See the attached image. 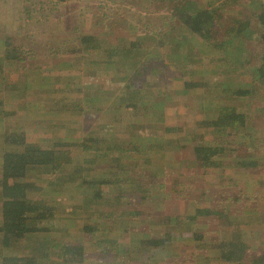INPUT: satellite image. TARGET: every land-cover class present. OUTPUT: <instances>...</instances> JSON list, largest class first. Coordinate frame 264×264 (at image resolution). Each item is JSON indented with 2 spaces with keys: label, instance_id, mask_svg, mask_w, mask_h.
Instances as JSON below:
<instances>
[{
  "label": "rangeland",
  "instance_id": "obj_1",
  "mask_svg": "<svg viewBox=\"0 0 264 264\" xmlns=\"http://www.w3.org/2000/svg\"><path fill=\"white\" fill-rule=\"evenodd\" d=\"M20 1L22 2V0ZM37 1L23 0V6H27L29 12L34 11ZM46 1L48 2L47 5H50L49 2L53 3V0ZM224 1L209 0L213 5ZM242 1L247 3L250 1L251 6L248 5V8L251 7L252 10L264 4V0ZM253 1L255 2L253 3ZM83 2L85 13H89L91 16L92 24L93 15L90 12H95L102 20H105L103 16H107L106 22L111 26H103L107 29L102 32V40L109 44L111 50L115 44L113 42L128 43L132 42L128 41L129 38H133L135 43L125 45L130 49L127 52L129 57L121 65H117L116 57L113 56L115 57L113 64L120 72L115 74L116 78L120 80L118 88H125L122 95L125 99L120 101L121 105L117 111L126 105L128 101H130V105L134 106L133 110L117 114L113 119L111 117L109 119L107 115L102 116L104 121L109 119L110 124L112 121L115 122L117 132L115 134L114 131L106 129L98 133L95 132V135L103 136V138L110 137L111 139L116 137V142H127L120 144L122 151L127 149L135 157V160L139 161L136 162L139 171L149 169V180L146 179L143 184V188L148 186L146 191H141L136 185L131 190L133 197L135 195L137 200L135 208L133 206L132 208L134 210L140 208L143 213L137 214L134 211L136 214L131 215L128 220L123 216L119 225L118 221L114 223L113 217L106 214L108 206L93 205L90 209L87 206L83 215L76 217L77 226L69 227L66 225L61 227L59 222L67 223V218L71 220L74 217L69 213L71 210H68L67 200L64 201V192L66 196L77 198L75 189L71 187L69 180L61 176L49 177L45 179L49 181L44 183L41 175L34 174L31 180L35 182L37 189L30 192V197L43 200L42 203L45 206L56 208V212L52 220L43 224L49 228L47 232L39 233V235L37 233L25 235L21 238L22 243L25 245L30 244L29 246L32 247L33 252L37 247H40L41 251L44 249V256H48L49 261L46 259L40 260L39 264H60L59 249L52 250L51 246L48 245L52 241L80 245L85 251L83 254L84 261L79 264H234V262L227 263L217 260V253H214V251L209 252L204 247L210 248L211 244L221 243L224 235L221 234V239L217 241V220L195 216V210L198 208H217L222 212L227 211L235 219L237 217L241 219V223L246 226V231H242L243 236L252 241L250 244L252 253H257L254 249L264 252V231H262L264 228V89L260 91L261 93L237 97L232 94H224L221 91L222 87H214L212 75L213 72L216 74L220 68L226 69L228 67V70L221 74L222 80L227 82V88L235 89L238 87L243 76H237L234 72H229V61L235 60L233 55L228 54L227 51L213 48L210 40L200 35L188 33L184 29H181L179 33L177 29L172 32L165 26L163 28L164 45H158L160 40L153 31H157V28L162 26V21H164L161 16L168 6L165 0H83ZM52 3L50 6H52ZM192 7L193 0H186L184 8ZM230 8H235V6L226 3V12ZM21 12H24V8ZM151 28L153 31L150 30ZM246 33L247 36L251 35V31ZM75 37L77 38V36ZM104 38H107V40ZM249 42L252 43L247 45V48L251 53L252 63H254V57L258 56L261 45H258L256 40L252 38ZM3 53L6 54L8 51ZM238 55H240V52H238ZM243 55L245 56L244 53ZM221 58H226V60L221 61ZM215 64L218 66L217 68L210 67ZM4 68L5 72L3 74L11 75L12 69L10 67ZM83 68L91 69L92 66L84 64ZM185 69L193 70L192 78L207 86L189 90L183 88L184 74L190 75ZM196 70H201L203 73L196 75ZM209 70L213 72H208ZM59 88V83H52L51 89L56 90ZM118 88L117 93H120ZM62 95L60 101L51 102V109L61 107L59 103L65 101V93ZM3 98L2 100H4ZM11 105L10 100H5L4 103L0 104L6 110V114L0 115V142L9 130L18 128L26 135L27 140L35 141L33 143L38 142L39 145L55 148V150L62 152L56 155L57 162L66 161L65 155L72 156V161H70L72 165L77 164V162H73L74 160L86 158L87 152L82 146H77L80 141L79 139L77 141L76 137L81 136L77 132H73L75 138L73 134L66 137L65 130L59 124H54L52 125L51 134L46 135L50 138L46 141L52 145H46L45 140V142L40 141L42 133L36 132L33 136L35 138L30 136L27 121L23 119L24 117L13 114L12 111L15 109L10 111ZM215 106L219 108L233 107L238 112L247 115L246 130L244 128H223L215 131L211 128H205L200 131L201 137L197 135L195 133L197 120L214 116L216 114ZM96 107L100 110L107 109L105 106L100 105L85 108L94 110ZM46 110L49 109L46 108ZM57 115L54 112L49 114L53 120L58 119ZM165 128H171L172 133L175 129L180 128L182 141L191 136L199 137L200 141L205 143L225 141L224 145L228 146L231 152L225 159L216 158L217 164L211 168L198 165L200 161L198 162L195 159L191 147L183 149L176 144L177 147L168 148L169 143H167L165 144L166 150L158 152L156 147L159 144L156 138L163 136L168 140L173 137V134L164 132ZM3 129H5V134ZM88 130L92 132V129L88 128ZM193 133L196 135H193ZM251 136L255 139H251ZM83 137H86L84 139L86 144V140L92 138L89 132L85 133ZM147 138H149V148L146 147L145 150L139 148V144ZM251 140L255 144H248ZM41 142L46 144H41ZM66 144H70V146H66ZM136 145L139 147H136ZM19 147L13 145L4 150H18ZM87 148L91 150L90 147ZM1 152H3V149L0 147ZM101 152L99 151V153ZM89 153L94 154L97 159L96 152L90 151ZM239 154L243 156L242 159L247 158L246 155H251L260 163L259 166L252 170H243L237 166H226V164H235L236 161L240 160L241 158L236 159ZM97 161L91 165L102 163L100 160ZM114 162L116 166L119 165L116 161H112V164ZM94 173L97 176L99 175L97 170ZM135 178L137 183L142 180L140 175L139 178L138 176ZM40 185L43 187V191L39 190L38 186ZM80 188H82V185H80ZM58 190H63L62 197L64 198H60L55 194V191ZM139 191L142 194L138 201ZM102 192L103 195L100 198L113 197V193L106 187H103ZM147 202H149L150 237L163 238L170 235L162 248L158 247L154 251L150 249L149 256L135 253L136 248L145 249L144 243L146 241L141 236L136 239L131 236L128 238L129 240L132 239L130 241L120 237L125 226H128L127 229H135L136 226L145 225L143 220L147 218L142 216L148 211ZM87 203H90V201H87ZM91 204H93V201ZM94 210L97 211L98 217L94 218L92 212ZM71 213L74 214L73 211ZM163 216L172 218L171 222L162 221L161 217ZM176 218L179 223L174 222ZM180 220L184 221L180 222ZM202 220L207 221L205 226L202 224ZM124 221L126 224H123ZM84 226H97L99 231L95 229L94 232H88L83 229ZM207 226H211L216 232L206 234L204 228ZM80 227L82 230H79ZM219 232L224 231L219 228ZM195 234L203 235L204 239H195ZM114 235L120 237L119 240L109 242V237ZM202 242L205 245L202 246ZM42 243H45L46 246ZM15 244L12 243L13 246ZM107 244L111 248H107ZM123 244H129V249L132 248L131 259L128 262L125 261L127 257L124 258L127 253L122 251ZM135 246L137 247L135 248Z\"/></svg>",
  "mask_w": 264,
  "mask_h": 264
},
{
  "label": "crops",
  "instance_id": "obj_2",
  "mask_svg": "<svg viewBox=\"0 0 264 264\" xmlns=\"http://www.w3.org/2000/svg\"><path fill=\"white\" fill-rule=\"evenodd\" d=\"M20 2V0H0V93H3L0 94V104L4 103L5 100H10V105H12L9 110L15 109L12 111L13 114L24 117L23 119L28 123L30 136L33 137L36 132L42 133L40 141L45 142L50 139L46 135L51 134L52 125L59 124L65 130L66 137L71 134L74 135L73 132L81 135L79 138L76 137V140L79 139L80 141L77 146H82L87 152L86 158H78L77 161H73L77 162L76 165L70 163L72 161L70 155H65L66 161L63 160L59 163L61 169L59 168L57 171L60 173L58 176L70 181L71 187L75 189L77 196V198L66 196L64 192V201L67 200L68 210L73 211L74 214L71 211L69 213L74 217L71 220L67 218V223L59 222L60 226H77L76 217L83 215L87 206L90 209L93 205L108 206L106 214L109 217L114 215L117 219L116 216H120L116 221H119L123 216L128 220L131 215L136 214L134 211L137 214H142L140 208L135 210L132 208V206L135 208L137 200L135 195L133 197L131 190L136 185L141 191H146L148 186L143 188V184L146 179L149 180V169L139 171V168H137L138 163H136L139 161L135 160V157L127 149L122 151L120 144L127 142H116V137L111 139L110 137L103 138V136L95 135V132L98 133L106 129L112 130L116 134L117 125L114 121L110 124V117L113 119L117 114L131 112L134 107L128 101L126 105L117 111L121 105L120 101L125 99V97H122L125 88H118L120 80L116 78L115 74L119 72V69L113 64L115 58L112 53L113 48L111 50L109 44L102 40V32L107 29L103 28L107 24V16H103L105 20H102L95 12H90L93 15L92 24L91 16L89 13L86 14L83 8V0L59 2L51 12H28L26 10L23 13L21 11L25 6H23V0L21 5ZM80 36H86L84 42L78 41L81 38ZM104 39L107 40V38ZM128 41H133V38H129ZM4 51H8V53L5 54ZM84 64H90L92 68H83ZM4 67L12 69L11 75L3 74L5 72ZM55 82L60 84L59 89H51L52 83ZM117 88L120 93H117ZM63 93H65V101L59 103L61 107L51 109V102L54 103L55 100L62 99ZM94 102L101 104H95ZM93 105L105 106L107 109L100 110L96 107L93 110L85 108ZM52 112L58 114L57 120H53L52 116H49ZM2 114H6V110L0 106V115ZM104 115L108 116L107 121L103 120L102 116ZM88 128L92 129V132ZM88 132L91 133L92 143L87 142L86 144L83 142L86 138L83 135ZM3 133L5 134V129H3ZM29 142L35 141L29 140ZM36 143L38 144V142ZM0 144L1 149L4 150L5 144L1 142ZM41 144L46 143L41 142ZM46 145L51 146L52 144L50 145L47 142ZM66 146H70V144H66ZM139 146L136 145V147L145 150L149 146V138L141 142ZM87 147H90L91 150H88ZM90 151L96 152L97 159L94 154L89 153ZM99 151L102 152L99 153ZM2 154L3 152L0 153V166ZM97 160L102 163L91 165L98 162ZM112 161H116L119 165L116 166L115 162L113 165ZM96 170L99 173L98 176L94 173ZM139 175L142 180L137 183L135 177L138 176L139 178ZM85 176L88 177L87 179L92 180L93 185L84 184ZM80 185H82V188H80ZM103 187L113 193L112 198H100L103 195ZM39 190L43 191V187ZM141 191L138 192V201L141 198ZM55 194L60 198H64L62 197L63 190L55 191ZM87 201H90V203H87ZM92 201L93 204H91ZM147 209L148 211L142 216L147 218L143 220L145 225L136 226L135 229H127L128 226H125V229L122 228L120 237L129 240L128 238L131 236L135 239L141 236L146 241L144 243L145 249L141 250L135 246V253L149 256V202H147ZM210 209L218 210L217 208ZM92 212L94 218L98 217L96 210ZM199 217L217 220V232H219V228L228 232L230 236L236 232L234 236L239 238L238 240L247 247L244 261L249 257L257 260L264 257L263 251L262 253L254 249L257 253L251 252L250 244L252 241L243 236L242 231H246V226L241 223L239 217L235 219L229 214L227 220L233 219L231 220L233 221V227L229 229H222L219 226V220L215 216L205 215ZM161 218L163 219L165 216ZM78 220L79 218L77 222ZM183 221L180 220V222ZM123 224H126V222L124 221ZM202 224L205 226L207 221L202 220ZM204 229L206 234L216 232L211 226ZM79 230H82V228L80 227ZM262 231H264V228ZM120 237L117 235L110 236L109 242L118 241ZM19 244L23 247L27 246L22 243V240L19 241ZM42 244L46 246L45 243ZM129 244L132 245L130 242ZM129 244H123L122 248V251L127 253L124 256V258L127 257L125 260L127 262L131 259L132 250V248L129 249ZM107 248H111L110 245ZM28 250L29 248H26V251ZM216 259L226 262L218 256Z\"/></svg>",
  "mask_w": 264,
  "mask_h": 264
},
{
  "label": "trees",
  "instance_id": "obj_3",
  "mask_svg": "<svg viewBox=\"0 0 264 264\" xmlns=\"http://www.w3.org/2000/svg\"><path fill=\"white\" fill-rule=\"evenodd\" d=\"M67 0H53L47 5L46 0H38L34 11L51 12L56 8L59 2ZM168 3L166 10L161 17L164 18L162 26L158 27L157 31H153L159 38L158 45H164V27L166 26L169 31L179 33L181 29H184L188 33L200 35L207 40H210L213 48L217 50L227 51V53L234 56V61H229V72H234L237 76H243L241 83L236 87L227 88V82L222 80L221 74L228 70L218 69L215 74L213 71L212 79L214 80V87H222L226 95H233L237 97L245 96L248 94L261 93L264 89V4L257 9H250V1L248 3L242 0H225L224 2L213 5L209 0H193L192 8H184L186 0H165ZM229 1V2H227ZM255 1H253L254 3ZM231 3L235 8H230L227 12L225 4ZM29 12V8L25 6L24 11ZM106 15V14H103ZM111 26V24H106ZM247 31H251V35L247 36ZM81 37V36H80ZM86 36H82L78 41L84 42ZM255 39L260 46L258 56H255V62L252 63V57L247 45L250 39ZM113 56L116 57L117 65H121L125 59L129 57L127 53L129 48L125 45L135 44L132 42H113ZM203 44V43H202ZM240 52V55H238ZM237 53V54H235ZM245 54V56L243 55ZM112 56V55H111ZM221 61L226 58H221ZM181 61V60H180ZM210 67H218L216 64ZM190 74H184V80L182 87L189 89H199L207 85L201 84L199 80H194L192 75L194 71L191 69H185ZM203 73V71L196 70L197 74ZM188 76V77H187ZM187 77V78H186ZM263 94V93H262ZM160 106V105H159ZM216 114L210 118L199 119L196 122L195 133L200 137L202 129L208 128L215 131L222 130L223 128H236L246 130V118L243 112H238L233 107H216ZM208 112V111H206ZM210 116V115H209ZM171 128H165L164 132L173 134L168 140L165 137L156 138L159 144L157 148L158 152H164L166 150L165 144H168V148L177 147L190 148L193 152L195 159L199 162L198 165L211 168L215 167L217 159H225L231 152L228 146H225V141L220 143L215 142H203L199 137L191 136L186 140L181 139L180 128L175 129L172 133ZM193 133V135H196ZM3 136V135H2ZM251 139H255L251 136ZM84 142V140H83ZM82 142V143H83ZM88 143H92L89 138L86 140ZM1 143L5 144V148H10L13 145L20 146L18 150H3L2 162L0 166V264H39L40 260L46 259L49 261L48 256H44V249L41 251L40 247H37L35 252L32 251V247L27 245L23 247L19 244L21 238L25 235H32L47 232L49 228L43 224L49 222L54 218L56 208L47 207L44 205L43 200L34 199L30 197V192L37 189V185L31 180L32 175L39 174L44 179V183L49 180H45L52 176H58V169H61L60 162L56 161V155L61 154L55 150V148L44 147L37 143L29 142L26 135L14 128L8 131L4 137H2ZM182 143V144H181ZM255 144L253 140L250 141V145ZM84 144V143H83ZM229 145V144H228ZM4 148V149H5ZM21 148V149H20ZM167 148V149H168ZM247 158L242 159V155H237V158H241L236 161L235 164L229 163L226 166H237L243 170H252L259 166V162L251 155H246ZM250 156V157H249ZM217 158V159H216ZM69 162V161H67ZM84 177L85 185H93L92 180ZM42 186H38L40 189ZM36 193V192H34ZM215 216L219 220V226L222 229L232 228L233 219H229V213L227 211H220L210 208H198L195 210V216ZM99 216H101L99 214ZM113 216L114 223L118 220ZM102 217V216H101ZM170 221L172 218L165 216L162 221ZM121 219L117 222L120 225ZM174 222L179 221L176 220ZM114 225V224H113ZM112 225V226H113ZM111 226V227H112ZM88 232H94L95 229L99 231L97 226H84ZM218 234L217 241L221 239V234L224 237L221 243L211 244L210 248L204 246L209 252L214 251L217 256L226 262H234L235 264H264V257L257 260L253 257H249L244 261L246 246L241 243L233 233L228 235V232H216ZM234 236V237H233ZM163 237V236H161ZM170 235L163 238L150 237V249L156 250L158 247L162 248ZM195 239L203 240L204 236L201 234H195ZM231 238V239H230ZM12 243H16L13 246ZM205 245V243H201ZM51 249H59L60 264H79L84 261V249L80 245L63 244L61 242L52 241ZM244 245V246H243ZM29 250L26 251V248ZM19 251V253H17ZM48 257V258H46ZM52 257L50 258V260ZM48 263V262H47Z\"/></svg>",
  "mask_w": 264,
  "mask_h": 264
}]
</instances>
